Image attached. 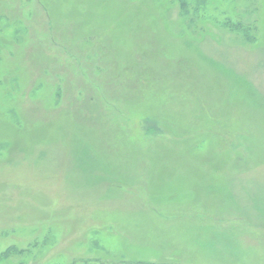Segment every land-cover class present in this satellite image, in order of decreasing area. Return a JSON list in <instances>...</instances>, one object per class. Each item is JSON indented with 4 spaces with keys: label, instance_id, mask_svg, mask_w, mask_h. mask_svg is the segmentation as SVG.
<instances>
[{
    "label": "rangeland",
    "instance_id": "obj_1",
    "mask_svg": "<svg viewBox=\"0 0 264 264\" xmlns=\"http://www.w3.org/2000/svg\"><path fill=\"white\" fill-rule=\"evenodd\" d=\"M0 264H264V0H0Z\"/></svg>",
    "mask_w": 264,
    "mask_h": 264
},
{
    "label": "trees",
    "instance_id": "obj_2",
    "mask_svg": "<svg viewBox=\"0 0 264 264\" xmlns=\"http://www.w3.org/2000/svg\"><path fill=\"white\" fill-rule=\"evenodd\" d=\"M42 2V4L44 5V3H43V1H41ZM45 6V8H44V10H45V19H47V26H48V28L50 29L49 30V36L50 35H53V36H55V34L53 33V28H52V26H53V20H52V17H50V15H51V11L49 10V8H48V6H46V5H44ZM44 13V12H43ZM50 26V27H49ZM55 42H57V41H55V37H54V43ZM57 44V43H56ZM57 48H59L58 46H56ZM63 50H66V47L64 46V48H63ZM246 121H248L247 119H246ZM247 122H245V120H242V121H240L239 122V124H240V126H242V127H247L248 126V124H246ZM150 124H152V125H150V128H148V133H150V132H152V133H150V134H154V135H157V134H160V132H159V130L157 129V130H155L156 129V125L155 124H153L152 123V121H150ZM155 126V128H154V130H153V127ZM256 128H258L257 126H256ZM177 131V133H178V140L179 141H177V143H175L174 144V148L176 149V150H179V149H182L183 150V145L187 142V139H185V138H182V137H188L189 136V132H187V130H185V133L183 132V133H181L180 134V131L179 130H176ZM182 131V130H181ZM161 132L163 133V130L161 129ZM186 135V136H185ZM246 135V136H245ZM249 136V133H237V134H234V135H230L229 136V138H228V140H229V142H230V139H233L232 140V145H231V147H233L235 144H241V147H242V153L244 152V154H245V156H247L248 158V160H251V159H253V156H254V154H252V152H250V150H249V148H247L248 146L246 145V139H248V138H250V136ZM249 140V139H248ZM228 142V143H229ZM183 144V145H182ZM259 144H257L256 146H255V149H256V152L258 153V151L259 150H261L262 148H263V146L261 145V146H258ZM247 146V147H246ZM243 147H245V149H243ZM184 150H187L186 148H184ZM238 155H242V154H239L238 153ZM256 155V154H255ZM245 156H243V160H239L240 161V163L238 162V164H240V165H235V166H237L238 168H242V164H243V162H244V164L246 163L247 164V162H246V157ZM255 157V156H254ZM170 168V167H169ZM171 169V168H170ZM191 210V209H190ZM246 225L247 226H249L250 224L248 223H246ZM252 226H255L254 224H251Z\"/></svg>",
    "mask_w": 264,
    "mask_h": 264
}]
</instances>
